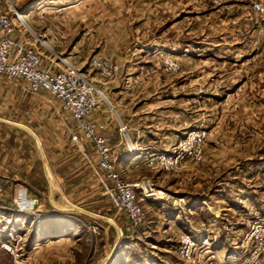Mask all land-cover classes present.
Instances as JSON below:
<instances>
[{"label": "rangeland", "instance_id": "obj_1", "mask_svg": "<svg viewBox=\"0 0 264 264\" xmlns=\"http://www.w3.org/2000/svg\"><path fill=\"white\" fill-rule=\"evenodd\" d=\"M224 9L204 0H0V15L32 28L43 68L69 64L93 79L95 121L118 137L116 170L146 212L133 226L116 206L92 141L67 113L52 134L55 195L21 190L26 210L20 194L3 201L0 264H247L248 234L264 218V39ZM94 59L118 74L106 77ZM178 149V164L149 163Z\"/></svg>", "mask_w": 264, "mask_h": 264}, {"label": "built area", "instance_id": "obj_2", "mask_svg": "<svg viewBox=\"0 0 264 264\" xmlns=\"http://www.w3.org/2000/svg\"><path fill=\"white\" fill-rule=\"evenodd\" d=\"M204 1L216 7H225L230 0ZM250 2L264 39V0H250ZM21 21L23 23V18ZM23 24L25 25V23ZM16 29L17 25L13 16L8 13L0 15V76L23 78L27 80L31 92L35 93L40 89H45L60 100L62 110L72 115L76 126L87 139L92 141L98 156V168L106 174V178L112 183L111 188L107 184L106 187L111 192L116 206L128 214L133 226L142 225L146 220V212L138 200L136 185L124 181L117 172L108 135L105 129L98 125L92 117L102 105V98L98 95L99 91L93 79L69 64L57 71L51 68H41L43 58L40 49L29 38L21 41L16 39L14 37ZM92 66L108 78H114L120 70L117 64L108 60L94 59ZM128 129L129 125L120 121L119 131L123 136H127ZM197 137L201 138L202 136L197 134ZM195 155L201 158L202 150L195 151ZM183 157V150L178 149L168 159L165 154L152 156L149 158V163L151 165H155L156 162L166 166L175 165ZM3 191L0 181V211L9 209L3 205ZM19 196L18 199L15 198V202L20 210H26L31 204L23 195ZM258 219L248 234L251 249L246 257L247 264H264V218ZM186 249L188 248L186 247ZM186 249V254H188L189 251Z\"/></svg>", "mask_w": 264, "mask_h": 264}, {"label": "crops", "instance_id": "obj_3", "mask_svg": "<svg viewBox=\"0 0 264 264\" xmlns=\"http://www.w3.org/2000/svg\"><path fill=\"white\" fill-rule=\"evenodd\" d=\"M225 8L227 13H236L233 16L240 20L245 31H261L250 0H231ZM12 16L17 25L14 37L20 41L29 38L28 31H33L32 28ZM96 112L92 117L97 121ZM66 116L60 100L50 92L40 89L34 93L25 79L0 76V181L5 202H11L24 189L30 197L42 196L46 190L48 196L55 195L50 180L52 134L63 130ZM106 133L113 147L118 137L115 139L113 131Z\"/></svg>", "mask_w": 264, "mask_h": 264}, {"label": "bare ground", "instance_id": "obj_4", "mask_svg": "<svg viewBox=\"0 0 264 264\" xmlns=\"http://www.w3.org/2000/svg\"><path fill=\"white\" fill-rule=\"evenodd\" d=\"M20 17H23V16H20ZM25 23V22H24Z\"/></svg>", "mask_w": 264, "mask_h": 264}]
</instances>
